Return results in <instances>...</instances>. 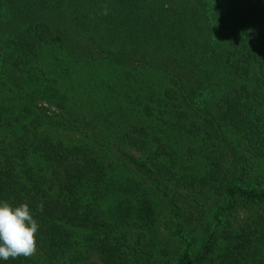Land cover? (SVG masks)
Masks as SVG:
<instances>
[{
  "label": "trees",
  "instance_id": "16d2710c",
  "mask_svg": "<svg viewBox=\"0 0 264 264\" xmlns=\"http://www.w3.org/2000/svg\"><path fill=\"white\" fill-rule=\"evenodd\" d=\"M81 64L106 75L86 81L100 82L104 111L127 112L101 130L108 140L66 146L44 129L96 130L104 116L87 117ZM127 82L143 92L130 102ZM199 141L194 167L183 168L180 153L196 155ZM261 163L264 0H0V202L28 204L50 264L91 261L82 246L99 264H141L125 252L123 228L154 223L159 202L184 218L183 191L195 188L213 199L203 237L189 241L194 222L180 224L153 264H214L221 243L219 264H264Z\"/></svg>",
  "mask_w": 264,
  "mask_h": 264
},
{
  "label": "rangeland",
  "instance_id": "374dc122",
  "mask_svg": "<svg viewBox=\"0 0 264 264\" xmlns=\"http://www.w3.org/2000/svg\"><path fill=\"white\" fill-rule=\"evenodd\" d=\"M89 68L90 66L88 65L85 66L81 64L80 66H77L75 70L77 72V74L75 75V78L78 81V85L82 93V97L89 104V108H88L89 113L87 114V117L91 119L93 115L104 114V116L102 118L99 117V119L96 118L98 122V127L96 130L92 129L91 127H90L91 130L84 129V127H82L80 131L62 130V129H58V128L56 129L52 127L44 129L53 138L54 141L62 142L66 146L86 145V144H91L92 141L95 143L104 142L105 140L109 139V135H106V134L104 135L103 133H101V130L103 128H107L110 125H112L110 123L111 122L110 119L114 122H117L119 121L118 118L122 116L126 117L127 111L124 112L125 110L123 112L122 111L119 112L116 115L113 113H106L104 111V108H105L104 104L109 106L110 103L106 101L105 99L107 98V96H103L99 90L100 82H99V85H98V81L94 84L86 83V81L89 80L88 78L90 76H94L96 78V74L101 75L102 72L99 69H96V67L94 69H89ZM96 70L99 71V73ZM122 75H119V77H122ZM101 76H106V75L102 74ZM115 76L116 75L114 76L108 75L109 81L112 84L116 82V79H114ZM133 84L134 85H129L127 82L126 88L124 87L126 91L123 93V95H126V101L128 102H130L131 100L129 98H132L134 100V98H137L140 95V93L143 94L142 91L140 92V88H137L138 85H135L134 82ZM35 102L40 105L43 104V106H46V107L49 106L47 101L44 103H40L42 102V100L38 98L35 100ZM110 110H113L112 107H110ZM84 115L86 116V114ZM149 119L151 121L153 120L152 118H149ZM118 124L120 123H116L115 126L112 125V127H110L109 129H111L112 131L114 129H117L116 126ZM186 126H187V130H189L190 129L189 126L188 125ZM85 131H92L90 132L91 137H92L91 139H88L84 136L83 133ZM179 135H180V129L178 128L176 130V136L178 137L174 139V142L176 144L175 148L179 146V147H182L183 149L184 145H186L187 142L184 139H182ZM111 139H112L113 145H108L107 149L108 151L112 153L113 157H116L117 155H119L117 147H118V144L120 145L119 143L120 137H118L117 139L116 137L115 138L113 137ZM178 142H179V145H178ZM199 145H202L200 141L198 142V145L194 147V151L196 152V155H193L192 150L186 151L185 152L186 154L180 153L181 162H182L181 166L183 168H193L194 167V160L196 159V157L199 158L200 156V151H199L200 148L198 147ZM127 151L130 152L131 154H134L136 157H139V158L142 157V154L138 153L136 150H130V148H128ZM260 165L264 167V163H261ZM184 170L185 169H183V171ZM263 171L264 170H259L260 173ZM194 172L196 174H199L198 171H194ZM186 173L192 174L193 172L187 171ZM209 193H210L209 191H204L203 193L201 189H197V188L183 191L184 197H183V201L181 202V205L185 204V208H184L185 217L180 220L173 218V216L170 215L169 210L164 211V208L161 202H159L160 206L157 209V215H155L154 223H151L150 225H145L143 223L138 222L135 218H133L130 226L127 225L125 228H123V230L127 232V236H128L127 237L128 242H126L127 243L125 245L126 248H124L125 252L128 254H131L130 256H132L135 254L136 251H138L137 254L139 255V257L143 258L142 260H140L141 264H153L154 261L157 259L158 254L161 253L162 250L165 248V244H167V242H171L172 240L179 238V235H178V232L180 229L179 225L180 224L188 225L189 220H192L194 223L189 225L187 231L197 230V232L193 234L192 238L189 237L188 240L189 241H193L195 239L201 240V238L204 235L203 226L209 221V218H207V213L209 212L213 204L212 196H209ZM155 199L156 201L154 202L157 205L160 199L157 196ZM106 203H107L106 204L107 207H109V202L106 201ZM112 207H113V204L111 208ZM226 245L227 243H221L219 246L220 250H223V248ZM195 248H197L196 245H195ZM86 250L88 249L85 246H82V249L80 250V252L84 256L91 257V261H87V263L85 264H92V263L99 264V260L97 256L91 255L92 253L88 254ZM220 250L217 249V251L215 252V255L212 257V261L214 264L220 263V260H219V256L221 253ZM33 256L36 259V261H38V264H50L49 261H47V259L42 254H40V252L38 251H36V253ZM132 257L133 259H135L134 256ZM59 264H64V263L60 262ZM207 264H212V263L208 262Z\"/></svg>",
  "mask_w": 264,
  "mask_h": 264
},
{
  "label": "clouds",
  "instance_id": "9594fccd",
  "mask_svg": "<svg viewBox=\"0 0 264 264\" xmlns=\"http://www.w3.org/2000/svg\"><path fill=\"white\" fill-rule=\"evenodd\" d=\"M103 14H108L106 7ZM38 208L42 210L43 205ZM38 228L28 204L13 206L6 201L0 202V260L33 256L37 251Z\"/></svg>",
  "mask_w": 264,
  "mask_h": 264
}]
</instances>
